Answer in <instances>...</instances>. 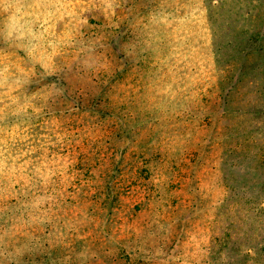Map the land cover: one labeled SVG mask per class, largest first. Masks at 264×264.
<instances>
[{
	"label": "trees",
	"instance_id": "trees-1",
	"mask_svg": "<svg viewBox=\"0 0 264 264\" xmlns=\"http://www.w3.org/2000/svg\"><path fill=\"white\" fill-rule=\"evenodd\" d=\"M99 1L0 45V264H264V0Z\"/></svg>",
	"mask_w": 264,
	"mask_h": 264
},
{
	"label": "rangeland",
	"instance_id": "rangeland-1",
	"mask_svg": "<svg viewBox=\"0 0 264 264\" xmlns=\"http://www.w3.org/2000/svg\"><path fill=\"white\" fill-rule=\"evenodd\" d=\"M23 3L25 2V0H1L0 1V17L5 18L4 21V27H2V20H0V45L2 46L1 50H5L6 47L9 45V41H20V43L17 45L20 49H22V51L24 50H30L31 47H28V44H25V40L28 39L30 37V31L32 28H35L36 26H32V25H25V27L21 26L19 27V23H16L13 21L12 15L17 12L18 9V5L16 4L17 2ZM52 2L54 1L56 4H62L63 2H65L66 0H51ZM72 2H75V0H71ZM80 1H84V0H80ZM177 0H175L174 2H176ZM118 2V8H113L112 6L116 5L115 3ZM121 3V5H120ZM128 3H130V0H111L110 2H107V0H100L99 4H104V10L102 8H89L85 11H83L81 13L83 19L85 20V22L83 23L82 27H80L78 25V27L74 28V24L73 21L69 18H67L66 16H64L63 18H61L60 22L61 24L57 25V27L54 26L53 31L55 32H61L63 31V29L68 28V27H73L74 30H79V29H86L87 27V21L89 19H96V20H100V19H106V21L111 22V20L115 17L116 14H118L120 11L122 13H127L128 12V8L127 5ZM102 7V6H101ZM60 12H58L59 14ZM50 14L47 13V15H45L44 17L46 18V16H48ZM55 17V16H53ZM155 20V19H154ZM161 20V19H160ZM52 21V20H51ZM68 25V26H65ZM4 28V31H1V29ZM71 31H69L70 33ZM161 40V39H160ZM159 40V41H160ZM22 42V43H21ZM24 42V44H23ZM134 57H136V54L134 53ZM186 150V148H185ZM185 150H183L182 152H184ZM221 161H224L223 158H221ZM218 167L222 168V172L221 174V178H220V182L216 181V184L214 181L209 182L208 181V187L209 189H211L210 192V196H208L207 202H210L213 200V198H218V195H221L224 193L225 189L221 188V186L224 184V180L228 177V178H233L235 179V181L233 183L238 184L239 188H243V181H242V175L238 174L236 177H234L231 173H229V170L227 169L228 166L226 164H222V165H218ZM197 179H195L192 182V185L194 184V182H196ZM230 193V191H228V194ZM216 195V196H215ZM224 199V196L222 197V200ZM215 203V204H214ZM224 203V202H223ZM227 203L230 205V201ZM226 203V204H227ZM216 202H213L212 204L209 205V209L213 208L216 206ZM229 207V208H230ZM211 212V209H210ZM215 214V212H214ZM213 214V215H214ZM222 216H224V214H220ZM239 217L241 216V214H238ZM221 217V216H220ZM220 217L218 216L217 218L220 219ZM225 217V216H224ZM227 219V218H225Z\"/></svg>",
	"mask_w": 264,
	"mask_h": 264
}]
</instances>
